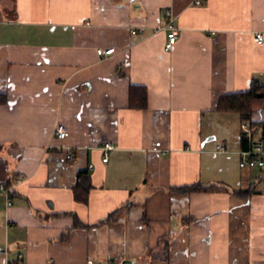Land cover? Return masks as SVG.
Segmentation results:
<instances>
[{
  "label": "crops",
  "instance_id": "obj_1",
  "mask_svg": "<svg viewBox=\"0 0 264 264\" xmlns=\"http://www.w3.org/2000/svg\"><path fill=\"white\" fill-rule=\"evenodd\" d=\"M167 11L181 30L171 51L154 31ZM259 33L264 0H0V256L264 264V171L240 165L264 142V107L251 120L219 109L264 86ZM134 86L146 107L131 105ZM195 185L207 189L178 190Z\"/></svg>",
  "mask_w": 264,
  "mask_h": 264
},
{
  "label": "trees",
  "instance_id": "obj_2",
  "mask_svg": "<svg viewBox=\"0 0 264 264\" xmlns=\"http://www.w3.org/2000/svg\"><path fill=\"white\" fill-rule=\"evenodd\" d=\"M146 97L147 91L143 87H132V106H142L146 107ZM5 101L1 99L0 102ZM264 107V86L259 82L255 81L252 88L243 93L231 94L222 96L219 104V109L221 111H230L240 113L242 118L245 120L252 119V111L255 107ZM263 172V171H262ZM264 175V172H263ZM93 188L91 182V176L89 172H82L79 174V179L77 185L74 187V192L76 199L79 202L88 203L90 191ZM207 189L201 185L189 186L185 188H180L178 190L182 192H192V191H203ZM256 184H253L248 190L241 191L239 194L242 196H248L249 194L255 192Z\"/></svg>",
  "mask_w": 264,
  "mask_h": 264
},
{
  "label": "built area",
  "instance_id": "obj_3",
  "mask_svg": "<svg viewBox=\"0 0 264 264\" xmlns=\"http://www.w3.org/2000/svg\"><path fill=\"white\" fill-rule=\"evenodd\" d=\"M195 3L197 5H201L203 3V0H195ZM167 18H168V22L163 25V26H159L157 29H155L154 31H166L168 34V42L166 44V50L167 51H171L174 47V45L178 42L179 38H180V28L177 26L176 23V18L173 15V13L171 11H167L166 13ZM144 28H133L132 29V33L134 35L139 34L140 30H143ZM256 41L258 43H263L264 42V35L259 33L256 35ZM115 52V48H111V49H99L98 50V54L101 56H108V55H112ZM244 129L247 130L248 129V124L244 125ZM68 134V130L66 128V126L64 125H60L58 126L57 129V135L59 138L61 139H65L66 136ZM115 148V146L112 143H106L101 149L106 152V156L104 157L103 161L105 163H107L109 161V157L107 152H109L110 150H113ZM243 158L241 161V167L242 169H248V170H252V169H260L264 171V142H260L257 143L253 146V148L247 152H243ZM68 160H74L75 158V151L70 149L68 152V156H67ZM91 169L94 168V166L92 165L90 167ZM4 193L7 195V199H8V206L11 207L13 205V199L11 196V189L8 187H4ZM0 264H13L11 263L7 257H2L0 256ZM17 264V263H14ZM90 264H94L93 262H91Z\"/></svg>",
  "mask_w": 264,
  "mask_h": 264
}]
</instances>
